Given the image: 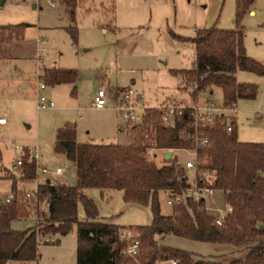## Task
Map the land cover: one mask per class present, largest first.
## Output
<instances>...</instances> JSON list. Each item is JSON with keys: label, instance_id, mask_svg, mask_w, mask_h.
<instances>
[{"label": "rangeland", "instance_id": "1", "mask_svg": "<svg viewBox=\"0 0 264 264\" xmlns=\"http://www.w3.org/2000/svg\"><path fill=\"white\" fill-rule=\"evenodd\" d=\"M57 1L53 7L42 2L40 10L32 8L33 0L0 3V116L6 119V124L0 125V166L8 172L9 168H16L17 146L27 147L30 151L36 148L39 162L50 169L48 174H40L39 182L50 178L75 184L73 162L64 153L54 152L56 131L67 123L75 125L78 142L129 143L132 133L117 120L112 109L113 99L104 81L110 86L116 83L117 87L130 86L141 91L150 106L167 91L171 94L170 103H220V91L215 87L211 93L208 90L199 93L192 101L189 87L182 88L180 77L169 72L191 67V44L176 40L171 33L191 37L196 28H202L203 2L200 0H78L75 40L66 28L70 26L69 18ZM228 1L231 0H225ZM260 18L262 21L258 22L257 18L244 15L243 45L245 54L264 66V15ZM37 38L44 40L46 48L41 64L35 59ZM49 67L72 69L76 79L74 83L46 84L38 95L51 101L53 108L38 110L36 88L43 69ZM235 78L256 86L254 98L235 102L232 117L235 118L236 138L243 142H264V75L237 70ZM100 87L107 99L104 108L97 110L90 101ZM110 120L113 127L107 130L105 125ZM120 127L123 128L119 130ZM145 153H154L153 157H147L159 164L160 152L146 149ZM57 165L63 168L59 174L53 172ZM187 173L191 180L190 171ZM18 185L24 192L34 190L37 183L34 179L20 180ZM10 191L11 179L0 178V193ZM82 191L94 201L97 220L131 226L150 221L149 204L125 202L119 189L100 193L96 187H85ZM22 194L25 197V193ZM214 195L218 196L214 200L205 199L211 214L215 211L209 207H224L221 191L214 190ZM158 203L161 213L171 212L166 191H158ZM38 208L45 210L44 201ZM77 216L84 218L80 202ZM35 223L36 216L32 212L27 217L12 219L10 225L14 229H24ZM58 237L60 240L57 241ZM52 238L40 240L35 260H11L6 264H75V227ZM159 241L165 246L189 251L196 257L206 256L205 253L214 248L174 234H165ZM244 256L245 250L235 248L224 255L223 263ZM133 261L137 262L136 259Z\"/></svg>", "mask_w": 264, "mask_h": 264}, {"label": "trees", "instance_id": "2", "mask_svg": "<svg viewBox=\"0 0 264 264\" xmlns=\"http://www.w3.org/2000/svg\"><path fill=\"white\" fill-rule=\"evenodd\" d=\"M78 0H59L69 18L67 30L75 40V6ZM253 0H234L233 27L215 26L196 28L191 37L171 36L192 46V63L188 69H172L179 76L182 88L189 87V97L213 87L220 91L222 106L235 104L238 99L255 97L256 86L239 82L237 70L264 75V66L245 54L241 24L243 14ZM75 71L59 67L43 69L41 80L47 85L74 83ZM122 87L110 88L116 94ZM155 133L150 141L143 139V129L131 130L126 144L77 142L75 125L67 123L56 131L54 152L64 153L75 166V184L45 178L37 186L35 198L26 197L20 180H33L36 174L32 150L23 146L21 164L8 170L0 166V178L11 179V190L17 197L0 207V264L11 260L32 261L38 256V243L54 235H64L75 227V264H264V142H243L236 138V126L231 118V130L225 131L220 117L208 129V144L199 150L200 157L209 160L211 185L220 190L224 206H230L220 223L206 209L205 199L171 203L169 214L160 212L158 191L180 192L190 182L184 169L175 164V155L160 157L157 164L146 155V147L170 148L181 143L176 131L162 127L158 114L149 111ZM17 169V170H16ZM6 171V172H4ZM96 187L100 193L107 189L121 190L122 200L149 204L150 221L135 225L140 247L133 259L122 256L118 249L111 253L108 244L115 239L114 224L96 219L94 201L82 189ZM21 194V195H20ZM44 201L45 210L39 211ZM80 202L84 218L77 216ZM36 216V223L24 229H14V218ZM165 234L242 246L244 258H233L223 263L211 256L196 257L191 252L165 246L159 239ZM43 237L40 239L39 237ZM58 241V238H57ZM120 242L117 243L119 248ZM113 254V256H111Z\"/></svg>", "mask_w": 264, "mask_h": 264}, {"label": "built area", "instance_id": "3", "mask_svg": "<svg viewBox=\"0 0 264 264\" xmlns=\"http://www.w3.org/2000/svg\"><path fill=\"white\" fill-rule=\"evenodd\" d=\"M47 3L49 6H55L57 0H33L32 6L36 9H41V3ZM44 40L36 39L35 59L38 64L42 63V57L46 54V48L43 46ZM45 83L39 81L37 85L36 108L38 110L45 108H53V103L47 101L45 97L39 96L41 89H44ZM113 101L112 109L118 121H121L123 126L131 131L135 128L143 129V139L150 141L155 133L153 120L148 114L149 111L158 114V123L165 128H170L176 131V139L181 143L177 147L170 148H155L152 146L146 147L148 150L158 151L162 157H165V152L169 151L175 155V164L184 169V173L188 180V171L191 173L190 184L180 192L168 191V201L170 203H178L184 200H197L198 198H209L214 194V188L211 185V170L208 166L209 160L206 157L199 156V150L203 149L208 144V129L214 127L216 120L220 117L225 119L222 127L225 131L231 130L229 120L232 118V113L235 112V104L222 106L221 103L205 101L199 103L197 101L190 105H181L176 103H160L156 106H147L144 101L143 93L136 91L130 86L123 88L116 94H110ZM105 91L100 87L94 93L90 105L95 109H103L106 103ZM6 123V119L0 116V125ZM123 127H120L122 129ZM19 154L15 160L14 167L21 164V154L23 147L17 146ZM185 154V157L181 155ZM148 157H153L154 153L146 154ZM32 156L35 159L36 176L34 180L37 185L34 190L26 189L25 196L35 198L37 196V186L39 184L40 174L46 175L50 169L46 164L40 163L39 153L35 148L32 150ZM168 156V157H169ZM62 171L61 165H57L53 172L59 174ZM17 194L14 191L9 193H0V207L14 200ZM214 209V222L220 223L223 215L230 211V206H224L222 209L217 207H209ZM207 209V206H206ZM115 239L108 244L111 253L118 249V253L122 256L135 259L139 247L140 237L135 227L131 225H115L113 227ZM52 237L47 240H52ZM120 242L119 248L117 243ZM113 256V254H111ZM170 264L174 263V259L166 260ZM157 262L154 264H159Z\"/></svg>", "mask_w": 264, "mask_h": 264}, {"label": "crops", "instance_id": "4", "mask_svg": "<svg viewBox=\"0 0 264 264\" xmlns=\"http://www.w3.org/2000/svg\"><path fill=\"white\" fill-rule=\"evenodd\" d=\"M200 1H201V3L203 2L202 7H201L202 12L200 13L201 21H202L201 27L208 28L210 26H215V27L220 28V29H229V28L233 27L234 1L231 0V1H228L227 3L225 2V0H200ZM32 8H34V7L32 6ZM245 14L247 16H252L254 18H257L258 22H260V19H261L260 17H263V15H264V0H253L252 1V3L248 7V10L243 14V16L241 18V24H242L243 28H244L243 23H244V15ZM229 20L231 22L230 26H228ZM261 21H262V19H261ZM217 23L219 24V26ZM101 30L105 31L104 28H102ZM244 34H245V30H244ZM104 82L106 85H108V90L110 88H117L116 83L113 86H110L108 81L107 82L104 81ZM122 88H124V87H122ZM169 96H171L169 91L164 92L162 94V98L158 99L157 101L155 100L156 101L155 104L152 103L151 106H156L160 103H170V102H168ZM144 101H145V104L147 106H150V105H148V102H146V100H144ZM97 110H101V109H97ZM232 119L235 121L234 117H232ZM105 126H106L107 130L111 129L113 127V121L110 120V122ZM119 130H121V129H119ZM75 140H76V137H75ZM86 142H89V141H86ZM62 171H63V168H62ZM217 197L218 196L213 194L209 198L211 200H214ZM221 197H222V195H221ZM58 240H60L59 237H58ZM197 241H201V240H197ZM201 242L206 243L205 245H207V246L210 245L209 246L210 248L212 246H214L213 249H210V251H207L208 253H205L206 256H211L213 258H217L218 260H220L222 262H224L223 257L225 254L232 253L235 248H242V246H235V245H232L229 243H214V242H209V241H201ZM211 252H214V253H211Z\"/></svg>", "mask_w": 264, "mask_h": 264}, {"label": "water", "instance_id": "5", "mask_svg": "<svg viewBox=\"0 0 264 264\" xmlns=\"http://www.w3.org/2000/svg\"><path fill=\"white\" fill-rule=\"evenodd\" d=\"M4 2V0H0V3L2 4ZM165 157H168L169 156V151L168 152H165L164 154Z\"/></svg>", "mask_w": 264, "mask_h": 264}]
</instances>
